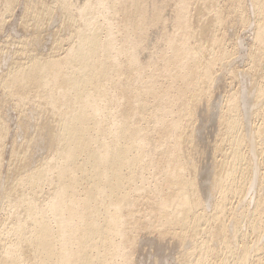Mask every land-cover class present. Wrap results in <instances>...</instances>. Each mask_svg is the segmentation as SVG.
I'll return each mask as SVG.
<instances>
[{"label": "bare ground", "instance_id": "6f19581e", "mask_svg": "<svg viewBox=\"0 0 264 264\" xmlns=\"http://www.w3.org/2000/svg\"><path fill=\"white\" fill-rule=\"evenodd\" d=\"M17 7L0 264H136L153 231L172 264H264V0H0V33Z\"/></svg>", "mask_w": 264, "mask_h": 264}, {"label": "rangeland", "instance_id": "374dc122", "mask_svg": "<svg viewBox=\"0 0 264 264\" xmlns=\"http://www.w3.org/2000/svg\"><path fill=\"white\" fill-rule=\"evenodd\" d=\"M247 7V12L249 13V8H248V5L246 6ZM19 7H17L16 9H15V11H14V13H15V15H14V13H12V17L14 18L15 16H17V15H20L21 16V14H19L20 13V9H18ZM249 10V11H248ZM16 11H17V13H16ZM19 16V17H20ZM12 17H10L9 19L11 20V21H9V20H6V23H8V24H6L5 26H4V29H2V31H1V33H0V43L2 44V43H4L1 39H3V38H5V36H7V35H11L12 36V34L14 33V35L12 36V37H14L15 38V36L17 35L18 36V38H22V36H24L22 33H21V27L18 25L19 24V17L17 18H12ZM13 20V21H12ZM8 21V22H7ZM11 22V23H10ZM18 22V24H15V23H17ZM55 22V23H54ZM54 22H53V24L51 23V25H53V27H57L58 25H59V23L57 22V21H55V19H54ZM11 24V25H10ZM16 25H18V27H19V29L17 28V30H16ZM10 26V27H9ZM9 27V28H8ZM239 26H237L236 28H234V30H236V31H233V33L232 32H230V34L231 35H233V37L231 36V40H230V42H231V44H229V45H235V46H237V49H235V53H236V58H237V61H236V65L238 66V67H240V68H242L243 67V63L245 64L246 62H245V59L243 58V48H242V46H241V40H244L245 41V39H247L248 37H251L252 36V34H251V31H250V29L249 28H247L246 26L244 27V28H242L241 26L239 27V29H237ZM15 28V29H14ZM243 29H245V30H243ZM246 29H247V31H246ZM249 29V30H248ZM14 30V31H13ZM237 30H240V31H237ZM6 31V32H5ZM9 31H10V33H9ZM13 31V32H12ZM16 31V32H15ZM3 32V33H2ZM8 32V33H7ZM21 33V34H19V33ZM238 32V33H237ZM4 33H6V34H4ZM236 33V34H235ZM3 34L5 35L4 37H2L3 36ZM16 34V35H15ZM240 34V35H239ZM246 36V38H244L245 36ZM17 36H16V38H17ZM19 36H21V37H19ZM238 38H237V37ZM241 36H242V38H241ZM2 37V38H1ZM152 37H155V36H152ZM157 37V36H156ZM156 37H155V39H156ZM229 37H230V35H229ZM228 37V38H229ZM236 39H235V38ZM17 38V39H18ZM235 39L236 41H237V39H238V41L236 42V43H234L235 42V40H233V39ZM154 39V40H155ZM240 39V40H239ZM232 43H234V44H232ZM241 46V47H240ZM235 48V47H234ZM238 51V52H237ZM227 77V76H226ZM228 79H226V82L227 83H230V81L232 82V79L231 78H229V77H227ZM230 80V81H229ZM234 81L235 80H233V84L232 85H234L233 87H236V90H239V88L241 89V85L240 84H238L237 82V80L235 81V83H234ZM237 83V84H236ZM238 88V89H237ZM222 89V88H221ZM220 93V92H219ZM7 112V111H6ZM5 112V113H6ZM7 115H5V116H8V114H9V116H8V118L10 119V121H9V119L8 118H6V119H8V120H6V122H9V124H10V122H11V124L10 125H7V127H8V132H10L9 134V136H8V140H12L14 137L16 138L17 137V134L19 133L18 131H16L17 129H19L18 128V126H17V122H16V114H14V113H12V112H8V113H6ZM12 116V117H11ZM13 116H14V118H13ZM12 120V121H11ZM208 119H206V121H207ZM204 122L206 125H208V126H206L205 124H203V126H202V128L204 127H208L207 129L205 128V129H202L201 131H202V137H200L201 138V140H199L198 142H199V144L200 145H202V143H203V145H206V142H208V140H212L213 139V134L212 133H209L210 135H208V132H210V130L211 129H213V128H211V127H213L212 125H211V123L212 122H210V123H208L209 122V120L207 121V122ZM200 122V121H199ZM16 124V125H15ZM17 126V129L15 130V126ZM13 126V127H12ZM209 126H211V127H209ZM10 128V129H9ZM12 128V129H11ZM14 128V129H13ZM204 130H209V131H205L204 132ZM11 131H13L12 133H11ZM14 131H16V133L14 134ZM211 132H213V130H211ZM203 133H204V136L206 137V135H207V137H206V139H204L203 138ZM206 134V135H205ZM201 135V134H200ZM211 135H212V138H211ZM12 136V137H11ZM14 136V137H13ZM11 137V138H10ZM208 137H210V138H208ZM20 138H21V136L20 137H18L17 138V140L19 139L20 140ZM203 138V139H202ZM206 140V141H205ZM200 141H202V142H200ZM204 141V142H203ZM205 143V144H204ZM208 144V143H207ZM154 233H155V237H154ZM145 234H146V232H145ZM153 234V236L152 237H154V241H153V238L151 237V235ZM148 235V237L147 238H149V240L146 238V236ZM150 235V236H149ZM146 236H144V233H143V240L139 243V247H141V248H136L137 249V251H134V254H136V256H137V254H138V256L136 257L135 256V258L137 259L136 260V264H172L171 262H172V258H171V254L172 253H174V254H177V252H175V250L173 249L174 248V246H173V244H171V243H174V242H170V240L172 239L171 237H168V239H167V237H165L166 239H164L163 237H159V235L156 233V232H151V233H149L148 234V232H147V234H146ZM158 236V238L160 239H158V238H156ZM144 238H146V239H144ZM155 238H156V240H155ZM159 241H158V240ZM162 239V240H161ZM163 239H164V241H163ZM167 240H169V241H167ZM152 241L154 242V243H152ZM156 241V242H155ZM172 241V240H171ZM159 243V245H158V243ZM168 242V244H166ZM146 243H148V244H146ZM170 243V244H169ZM142 244V245H141ZM153 245V246H152ZM155 245V246H154ZM167 245V246H166ZM169 245H171V246H169ZM145 246V247H144ZM157 246V247H156ZM162 247H163V249H162ZM165 247V248H164ZM167 247V248H166ZM170 247V248H169ZM172 247V248H171ZM135 249V250H136ZM141 249V250H140ZM140 250V251H139ZM166 251H167V253H166ZM138 252V253H137ZM166 253V256H165V253ZM139 257V258H138ZM142 261V262H141ZM154 262H156V263H154Z\"/></svg>", "mask_w": 264, "mask_h": 264}]
</instances>
